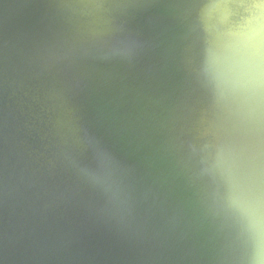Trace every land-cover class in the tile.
Instances as JSON below:
<instances>
[{
  "label": "water",
  "instance_id": "water-1",
  "mask_svg": "<svg viewBox=\"0 0 264 264\" xmlns=\"http://www.w3.org/2000/svg\"><path fill=\"white\" fill-rule=\"evenodd\" d=\"M198 2L0 0V264H247Z\"/></svg>",
  "mask_w": 264,
  "mask_h": 264
},
{
  "label": "clouds",
  "instance_id": "clouds-1",
  "mask_svg": "<svg viewBox=\"0 0 264 264\" xmlns=\"http://www.w3.org/2000/svg\"><path fill=\"white\" fill-rule=\"evenodd\" d=\"M197 78L216 137L204 173L222 189L221 210L239 227L247 264H264V0H199Z\"/></svg>",
  "mask_w": 264,
  "mask_h": 264
}]
</instances>
